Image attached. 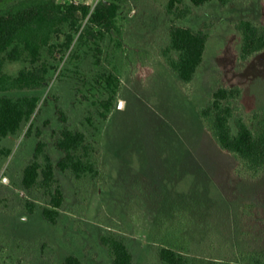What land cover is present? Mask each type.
<instances>
[{
  "label": "rangeland",
  "instance_id": "obj_1",
  "mask_svg": "<svg viewBox=\"0 0 264 264\" xmlns=\"http://www.w3.org/2000/svg\"><path fill=\"white\" fill-rule=\"evenodd\" d=\"M98 1L57 0L90 7ZM166 3L122 0L118 32L102 39L73 33L64 47L66 28L52 41L53 55L42 53L43 88L0 93L39 98L30 120L3 143L10 154L0 161V264H62L68 255L83 264H113L100 242L109 235L126 244L132 264H162L163 247L186 256L187 264H248L249 255H264V168L254 172L223 152L199 115L217 89H238L234 117L254 135L264 129V50L241 60L235 29L239 20L264 28V0L212 1L182 19L168 14ZM172 26L208 35L188 84L163 56ZM27 66L6 62L3 71L14 76ZM110 72L117 87L105 86L102 76ZM65 126L86 135L97 175L76 180L55 171L64 203L49 224L40 215L42 193L24 190L20 180L38 140L57 163L54 140ZM25 201L34 203V214L26 213Z\"/></svg>",
  "mask_w": 264,
  "mask_h": 264
},
{
  "label": "trees",
  "instance_id": "obj_2",
  "mask_svg": "<svg viewBox=\"0 0 264 264\" xmlns=\"http://www.w3.org/2000/svg\"><path fill=\"white\" fill-rule=\"evenodd\" d=\"M122 0H100L93 7L85 4L58 3L57 0H0V93L10 91H35L47 83L48 65L42 60L46 49L53 55L54 38L64 34V47L73 41V33H79L78 39H102L105 34L118 32L116 15ZM212 1L222 4L226 0H167L165 9L168 14L179 19L187 17L191 7H197ZM86 21L85 25L82 24ZM235 29L241 35L240 59L246 60L255 53L264 50V28L249 20H239ZM208 35L202 30H192L172 26L169 30V42L163 52L170 70L184 84L190 83L202 64ZM23 62L14 76L3 71L6 62ZM106 87H117L115 73L103 74ZM114 92L102 103L106 118ZM240 95L238 89H217L212 99L199 110V115L209 126L219 148L238 156L249 170L264 168V129L254 135L241 118L234 117L232 102ZM39 98L36 95L11 97L0 96V161L6 159L10 149L4 141L15 137L34 114ZM59 120L67 122L64 113L56 108ZM233 123V126H231ZM55 148L61 157L54 163L46 152V144L38 140L31 160L23 168L20 185L26 190H38L42 193L45 206L40 208L41 218L55 224L59 210L63 206L64 196L55 171L69 173L74 179L95 177L97 169L92 157L93 147L86 135L63 127L56 133ZM26 213L36 211L32 202L25 201ZM100 242L108 249L113 264H132V255L126 244L113 236H101ZM158 257L162 264H187V257L169 248H160ZM248 264H264L263 254H251ZM62 264H83L73 255L64 258Z\"/></svg>",
  "mask_w": 264,
  "mask_h": 264
}]
</instances>
